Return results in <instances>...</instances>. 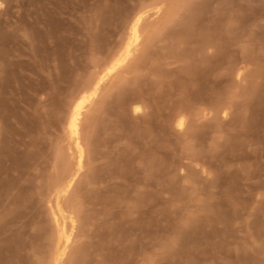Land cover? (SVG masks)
Returning <instances> with one entry per match:
<instances>
[{"label":"rangeland","instance_id":"1","mask_svg":"<svg viewBox=\"0 0 264 264\" xmlns=\"http://www.w3.org/2000/svg\"><path fill=\"white\" fill-rule=\"evenodd\" d=\"M0 264H264V0H0Z\"/></svg>","mask_w":264,"mask_h":264},{"label":"bare ground","instance_id":"2","mask_svg":"<svg viewBox=\"0 0 264 264\" xmlns=\"http://www.w3.org/2000/svg\"><path fill=\"white\" fill-rule=\"evenodd\" d=\"M139 19H136L135 22L132 24L130 30L135 37L137 33V22ZM185 30V29H184ZM183 39V35H179L177 37V40L180 41ZM129 51L127 50L125 52V55L121 58L116 59L107 69L106 74L111 73L113 70H115L116 67H118L120 64H122L125 60V58L128 56ZM190 72H194L193 69H190ZM105 75L101 76L96 83L94 84L93 88L91 89L90 93L86 96L80 97L75 105L72 108L71 116L68 122V129L71 136V139L74 144L75 154H76V168L73 173H70L65 176L63 180L59 184H57L58 188H61V191L65 192L69 187L71 186L75 176L82 168V159H83V150L79 142V136H78V116L80 115V110L83 108V105L89 101L92 97L95 96L98 87L100 83L103 81V78ZM56 228H57V236L55 240V261L59 260L60 257H62L65 253V250L67 246L69 245L71 241V236L74 230L73 221L70 220V227L69 229L66 228L65 223L63 221L59 222L56 216L54 217Z\"/></svg>","mask_w":264,"mask_h":264}]
</instances>
